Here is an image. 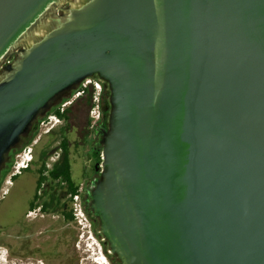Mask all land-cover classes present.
I'll return each mask as SVG.
<instances>
[{"label":"water","instance_id":"water-1","mask_svg":"<svg viewBox=\"0 0 264 264\" xmlns=\"http://www.w3.org/2000/svg\"><path fill=\"white\" fill-rule=\"evenodd\" d=\"M94 75L111 105L90 195L108 252L264 264V0H0V176Z\"/></svg>","mask_w":264,"mask_h":264},{"label":"flooded vegetation","instance_id":"flooded-vegetation-1","mask_svg":"<svg viewBox=\"0 0 264 264\" xmlns=\"http://www.w3.org/2000/svg\"><path fill=\"white\" fill-rule=\"evenodd\" d=\"M93 77L100 79L97 75ZM100 80L103 87L102 104L103 102L106 103L105 106L102 105L100 119L93 124L90 118L91 104L86 102L85 108L81 109L79 104L81 101L84 102V98H78L67 107L63 113L64 116L60 117L62 122L54 127L57 129L52 128L47 133V139L44 141L42 148L39 150L34 149L35 152L32 153L33 159L30 163V168L32 165L45 163L48 168L46 174H48L49 170L53 169L55 165H62L67 162L70 179L73 183L79 185L77 190L80 191L82 206L93 227L97 224L98 217L90 209V195L94 185L100 179L102 169L98 170V167L101 166V163L96 164L91 173L87 172L82 166L80 170L81 179H75L70 161V147L74 141L81 146L86 140H90L94 154L96 150L101 149L102 151L103 139L109 129L111 108H108L107 105L110 104L109 85L106 81ZM56 105L52 110L56 109ZM37 130H39V127H37ZM58 130L60 132L58 145L55 147L48 146L47 144L58 136V133H56ZM69 133H74L75 138H68L66 134ZM33 134L24 137L23 141ZM63 137L67 141L66 150L61 146ZM54 154H57L55 158L52 157ZM11 155L15 154L12 153ZM49 158L53 159L51 164L47 161ZM72 195L67 181L62 180L61 177L55 179L48 177L39 187L37 185L36 193L31 199L17 200L14 205H11L12 209L9 212L12 216L8 218L9 222L6 228L9 264H58V225L62 221L67 223L77 221L73 213ZM1 227L0 223V234L2 233ZM64 243L67 244V240ZM87 250L91 254L86 256L92 261L90 258L92 252L90 248Z\"/></svg>","mask_w":264,"mask_h":264},{"label":"rangeland","instance_id":"rangeland-1","mask_svg":"<svg viewBox=\"0 0 264 264\" xmlns=\"http://www.w3.org/2000/svg\"><path fill=\"white\" fill-rule=\"evenodd\" d=\"M83 101L84 102L81 101L79 104V108L81 109L85 108L87 98H84ZM48 113L53 112L49 111ZM52 122L53 123H48V125H54V128L57 125H60L62 121L60 119L59 121L56 120ZM45 128L46 126L40 128L34 137L32 136V140L29 141L28 139L22 141L20 147L16 150V153L20 151L24 145L28 144V141L30 144H32L33 154L36 149H41L44 141L47 139V133L43 131ZM56 133H58V136L56 139H53L49 144H47L48 146L55 147L58 145L60 138L59 130ZM66 135L70 139L75 138L74 133H69ZM99 150L101 151V149ZM12 153L13 152H11V154ZM70 154V161L73 167L75 179H81L80 170L82 166H84V168L89 173H91L92 169L96 167L97 157H95V154L92 150L90 140H86V142L81 146L76 141H74L70 147ZM56 155L57 154H54L52 157L55 158ZM15 158L16 156L14 155L13 161ZM13 161L10 157L9 162H7L5 167L2 169L0 176V223L2 225V233L0 234V264H9L6 228L9 222L8 218L12 216V214L9 212L12 209L11 205H14L17 200L25 201V199H31L33 197L37 190L38 170L40 168L39 165H41L40 163L37 165H32L31 168L23 170L20 174L12 179L10 174L13 170ZM47 161L51 164L53 159L49 158ZM100 169L101 166L98 167V170ZM8 178L11 179V183L7 182ZM84 223L87 226H85ZM65 240H67V244L64 243ZM103 241V238L97 236L94 227L88 218L87 220L83 219L82 223H80L78 220L71 221L69 223L62 221V223L58 225V264H121L114 255L110 254L109 256V252L108 250H105V244ZM89 248L92 252L91 256H94V262L91 261L88 256H86L87 254H91L87 250Z\"/></svg>","mask_w":264,"mask_h":264},{"label":"built area","instance_id":"built-area-1","mask_svg":"<svg viewBox=\"0 0 264 264\" xmlns=\"http://www.w3.org/2000/svg\"><path fill=\"white\" fill-rule=\"evenodd\" d=\"M89 89L91 93V105H90V118L92 119V123L94 124L96 121L100 119L102 116V93L103 87L100 79L95 77H87L84 79L81 84L70 94L69 97L64 98L60 103L56 105V109L59 110L60 113H64L68 106H70L74 101L83 96L86 93V90ZM59 121L60 116L53 113H46L43 117H41L38 121V127L43 128L46 126L43 131L48 133L51 131L54 125H48V123H53L52 121ZM16 158L13 161V170L10 174L12 178L13 175L20 174L23 170L28 169L30 167V163L33 159L32 154V144L28 143L24 145L20 151L15 154ZM7 182L11 183V179L8 178ZM72 205H73V213L76 219L82 223L83 219L87 220V216L82 206V201L80 198V191H76L72 195ZM85 226H87L84 223Z\"/></svg>","mask_w":264,"mask_h":264},{"label":"trees","instance_id":"trees-1","mask_svg":"<svg viewBox=\"0 0 264 264\" xmlns=\"http://www.w3.org/2000/svg\"><path fill=\"white\" fill-rule=\"evenodd\" d=\"M81 98H87V102H88V104H90V102H91V93H90L89 89L86 90V93H85L83 96H81ZM105 104H106V103H105ZM105 104H104V102H103L102 105L105 106ZM107 105H108V107L111 108V105H110V104H107ZM50 112H55V113H57L61 118L64 116V114H63V113H60L58 109L51 110ZM37 132H38V130H36L32 136L34 137V135H35ZM32 136H31L30 138H28L29 141L32 140V138H33ZM28 139H27V140H28ZM29 141H28V143H29ZM61 143H62L61 146L64 147V149L66 150V149H67V141H66L65 137H63V140H62ZM13 153L15 154V153H16V150H15ZM95 154H96V157H97V163H96V164H100V163H101V160H102V158H101V151H100V150H96ZM11 156H12V158H13L14 155H11ZM29 168H30V167H29ZM29 168H28V169H29ZM46 170H48L46 164H45V163H42V165L40 166V168H39V170H38V187H39V186L45 181V179H47L48 177H49V178H53V179L58 178V177H61L62 180H65V181H67V182L69 183L70 192H71L72 194H74V193L77 191L79 185L76 184V183H73V182L71 181L67 162H64L62 165H59V164L55 165V166L53 167V169L49 170L48 174H46V173H47ZM16 176H17V175H13V176H12V179H13L14 177H16ZM87 210H88V209H87ZM89 211H90V210H89ZM99 224H100V222H99V218H98V222H97V224L94 225V230H95L97 236L103 238V236L99 233V228H98V225H99ZM103 242H104V244H105V250L107 251V250L109 249V247H107V243H106V241H103ZM109 256H110V253H109ZM116 259H117V258H116ZM117 260H118V259H117Z\"/></svg>","mask_w":264,"mask_h":264},{"label":"clouds","instance_id":"clouds-1","mask_svg":"<svg viewBox=\"0 0 264 264\" xmlns=\"http://www.w3.org/2000/svg\"><path fill=\"white\" fill-rule=\"evenodd\" d=\"M90 258H91V259H92V261L94 262V256H91V255H90Z\"/></svg>","mask_w":264,"mask_h":264}]
</instances>
